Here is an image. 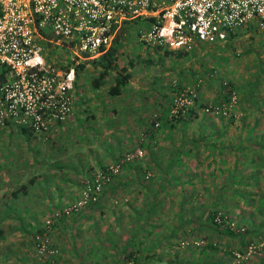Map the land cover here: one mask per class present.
<instances>
[{"label": "rangeland", "instance_id": "374dc122", "mask_svg": "<svg viewBox=\"0 0 264 264\" xmlns=\"http://www.w3.org/2000/svg\"><path fill=\"white\" fill-rule=\"evenodd\" d=\"M132 23H126L125 27H127V24L129 26L125 30V35L120 34L117 38L120 46L116 54V60L119 67L125 66L127 71L131 73L128 83L123 87L119 95L109 97L106 94V89L112 82V77L109 75L103 84H101L99 90H92L90 80L96 75V70L89 62L83 63L82 69L78 71V75L74 79L73 98H79L80 96L81 101H83L82 104L88 103L89 107L87 106V108L83 109V113H81L80 108L78 109V116L80 117V121L77 122L78 126L73 127L69 131L67 130L66 134L61 133L64 136L57 134L55 137H49L47 133L46 135L50 139L48 143L42 140L38 141L36 145V152L38 154H34V156L36 158V174L40 176L37 179L39 180L38 183H41L40 186L50 183L56 185V187H61V189L64 188L65 194H69L70 199H66L67 201H64V206L59 209L67 207L80 198L86 182L102 166H109L121 158L120 156L126 153H133L138 149V151H141L140 159H143V163L145 164L143 168L146 166L150 168L146 170V175H151L153 177L152 183H157L161 180L160 172L156 170L157 167L153 169L154 160L148 161V156L150 159V152L153 154L154 152L147 150L146 146L138 144L145 141L147 130L150 129L157 133V136H161L163 140L161 143L163 142L162 145L165 147L167 142H164L165 137L163 135L176 141L179 133H184L185 136H200L204 133L206 134L208 128L211 131L217 128L220 132H224L223 135L220 134L222 144H227L228 146L234 141L236 143L235 148H245L247 141L244 136L248 132L251 133L253 131L256 133L251 138V145L259 148L254 153V158L257 162L253 167H255L254 171L261 177V181L257 180V183H259L257 184L258 189L254 190L257 194L264 193V148L260 147L264 145V29H240L228 38L225 46L221 49L211 47L212 45L201 44L192 46L190 49L181 50L186 52L187 57L181 54L176 58V53H169L167 56H164L162 51H154V48L149 49L144 47L136 37V29L141 26V23L135 26ZM129 59L133 61L132 65H129ZM228 82L232 84L233 90L231 94L229 93L226 100L219 102L220 89L223 90ZM187 91L193 93V96H190V98L195 99L193 103H203L205 106H216L217 102L221 103L222 105H217L220 107V111H204L203 108L205 106H203L198 111L197 118L190 121L184 129L180 130L181 132H174L168 135L165 129L158 128L155 123L159 122V125L165 122L163 120L166 119H162V117L166 112V118L170 117L172 112L168 113V111L174 98L180 93H183V97L187 95L189 97ZM232 97L233 102L229 105ZM76 101L80 100L77 99ZM230 115L232 116V123H228ZM151 123H153V126ZM57 130L59 129H55V131ZM199 144L201 143L195 142L192 144L193 149L191 153L193 159H189L190 161L187 163L190 166L189 170L185 173L180 170L179 172H175L174 179L169 178L168 181L178 182L175 179L176 176L183 173L181 180L186 182L191 180L194 184L192 188L202 183L203 180L206 182L201 185L207 188L210 186V183H214L215 185L216 182L214 180L218 177L215 172L212 174L215 164H212L211 161L213 160L215 163L216 157L221 160L227 159L226 165H228L229 169L240 167L239 163L245 161L243 160L245 158L242 156V150L237 152L227 150L225 153H215L216 149H211V152L208 153V151H201L205 150L204 148H198L199 150H197L196 147ZM227 146L225 145V147ZM193 151H196V153ZM211 153L215 155H211ZM115 155L116 157H114ZM196 155L199 156L197 157L198 159ZM1 158L2 150L0 145V163L2 161ZM236 158H239L237 159V165H235ZM163 163L164 160L161 161V164ZM126 166L122 168L120 166L119 172L113 175V180L120 177V181L130 179L134 184L136 176L134 173H132L133 175H125L127 171V168L125 169ZM123 170L125 172L121 174L124 173L125 177L122 178L119 173ZM209 174L214 176L213 179L209 178ZM243 176L244 173L240 175V177ZM22 179L26 180V172H24ZM197 188L200 189V186H197ZM127 189L128 185H126V189L122 192V198H120V195H116L120 198L119 201H114L115 197L110 198L107 201V207L104 212L98 214L97 206L93 208L96 210L94 214L92 213L94 215L92 219L96 224L94 223L91 229V224L93 223L91 222L90 224L89 222L88 225H91L89 226L91 230L86 234L82 233L80 235V239H86L83 240V246H86V242H90V245L97 242L94 232L96 226L98 227V225L103 224L108 229L113 226V223L110 222L109 211L118 210V213L122 215L118 220L120 222L118 229H121V234L118 235L117 232L111 231L112 237L114 236V251L118 250L119 242H124L128 239V232L132 231V228L134 229L133 226H136L137 234H142L141 231L143 229L144 232L147 231L144 241H151L155 244L152 248L153 252H149L154 255L149 260L150 264H188L190 260H196L197 257L201 256L198 253L195 254L197 251L193 250V247L195 246L197 247L196 250H199V246H202L204 241L208 240L207 237L210 231L204 227L200 228L199 235L188 232L190 234L183 237V234L178 229L191 228L195 224L184 221L181 223L184 211H178L179 203L183 201L181 197H178L179 194L173 195V199H171L169 205L161 206L163 207L161 210L160 208L155 209L152 215L148 216L147 213L149 212L143 210L147 206L148 199L144 195L140 196L139 194L144 191L138 187L134 189V186L130 189L131 193ZM202 191V189L198 190V193ZM153 192L152 190L151 193ZM259 205L264 206V201H262V204L259 203ZM83 206L79 208L77 213L72 212L71 216L75 217L84 212L86 207L84 208ZM179 212L180 214H178ZM251 212L253 213L252 219L258 225L261 221L260 216L258 219L255 209H252ZM247 215L243 214L244 217ZM48 216L49 214L43 216L40 223L38 222L37 229L43 227L44 220ZM36 217L40 219L38 211L35 216L25 215L19 218L24 219L23 223H28L26 225L28 228L32 223L36 225ZM69 217L70 215L67 216V218ZM67 218L65 217L64 219ZM142 220L143 222H141ZM229 224L232 228L231 223ZM53 225H51L46 233L48 244L54 246V251H57V247L52 242L50 236ZM239 225L241 226L240 223ZM85 227L87 226H84L83 229ZM171 230L174 232L173 237L169 236ZM17 233H19L16 236L17 240L22 238L31 243L32 255L36 261L45 264L46 259H50V256L43 257L37 253L34 243V236L36 234L34 232L31 233L27 230V232L17 231ZM16 234H12L10 238ZM238 235L230 236L226 233H219L216 238L221 246V251H227L229 248L230 250L241 249L242 244L239 239L240 235ZM166 236H169V246L165 245ZM99 237L100 239L97 243L103 248L100 243L106 241L107 235L105 233ZM260 237L261 235L255 238L257 240L264 239V236ZM194 242L196 243L194 244ZM106 244L104 245L106 246ZM112 253L109 252L111 256ZM119 258L122 259V256H119ZM198 258V262L201 261V258ZM105 259L107 260L106 252ZM204 259L205 262H208L207 258ZM125 261L128 264H134L128 262L127 259ZM198 262L195 263L198 264ZM244 264H264V257L262 255L253 256Z\"/></svg>", "mask_w": 264, "mask_h": 264}, {"label": "built area", "instance_id": "2783aa9c", "mask_svg": "<svg viewBox=\"0 0 264 264\" xmlns=\"http://www.w3.org/2000/svg\"><path fill=\"white\" fill-rule=\"evenodd\" d=\"M133 21L142 23L136 37L150 49L223 46L240 29H264V0H0V128L25 126L46 134L65 121L73 108L76 66L103 53L121 27ZM187 92L189 97L174 98L170 117L191 106L193 93ZM203 110L219 112L220 107ZM138 150L96 171L78 200L49 213L44 231L34 236L39 256L55 252L47 246L52 222L94 201L123 161L140 156ZM259 255L264 257V239L232 250L228 264Z\"/></svg>", "mask_w": 264, "mask_h": 264}, {"label": "trees", "instance_id": "16d2710c", "mask_svg": "<svg viewBox=\"0 0 264 264\" xmlns=\"http://www.w3.org/2000/svg\"><path fill=\"white\" fill-rule=\"evenodd\" d=\"M138 23H141L140 21H133V25H138ZM142 24V23H141ZM122 35L121 30L118 31V33L114 36L110 46L103 52L101 53L99 56L89 59L87 60V62L90 63V65H92V67L96 70V75L90 80V87L92 90H99L101 84H103V82L106 80L107 76H111L112 77V82L110 83V85L107 87L106 89V94L109 95V97L111 96H117L120 94L121 90L123 89V87L128 83L129 78L131 77V73L129 71H127L125 66H120L118 65L117 61H116V54L118 52V48H119V44H117L118 41V37L119 35ZM226 44V43H225ZM225 44L223 46H219L217 44H212L211 47H217V48H223L225 46ZM199 45V44H197ZM195 45V46H197ZM201 45V44H200ZM154 51H162L164 56H167L169 53H176V58H178L181 54L186 55V52L181 51V50H167V49H162L160 47H155ZM160 57V56H159ZM187 57V55L185 56ZM81 62L80 64H78L75 68V78L78 75V71L80 69H82L83 67V63ZM129 65L133 64V61L131 59L128 60ZM74 84H75V80L73 83V93H74ZM233 88H232V84H230L229 82L226 83V85L224 86V89L221 90L220 89V101L221 100H226L229 96V93L231 94ZM194 98L192 99V106L188 107L183 113L178 112V114H176V116H171L167 119L166 118V113L164 114V116L162 117L165 118L166 120H163L165 122H162L158 125V128L161 127L163 129H165L167 131L166 134L170 135L172 133H177L180 130L184 129V127L187 126V124L190 123V121L195 120V118H197L198 116V111L201 110V108L203 106H205V104L203 103H193L194 102ZM217 102L216 105H222L221 103ZM159 123V122H158ZM228 123H232V116L230 115V118L228 119ZM153 126V123H151ZM179 128V129H178ZM178 129V130H177ZM31 131V129H30ZM49 131V129H48ZM181 132V131H180ZM217 132V133H216ZM48 133V132H47ZM46 133V134H47ZM147 138H149L148 143H138L140 146H145L144 144H146L147 148L150 149L152 152H154V154L156 153V151L160 150V151H167V146H157V148L155 147L157 145L156 141L158 140L157 138V133H155L152 130H147ZM43 136V139L47 138V135ZM181 137L177 138L179 139V143L181 146L182 143V136L184 135V133H179ZM212 135L213 137H220L221 135L224 134L223 131H219V129L215 128L214 131H211L209 128L207 129L206 134H202V135ZM221 134V135H220ZM254 135H256L255 132H251L247 135H245V140L247 141V144L245 145V148H235L234 146L236 145V143L234 141H232V143L230 145H228L227 147H225L224 144H222V141L220 143H218L215 147L214 145H212V143L206 142L203 145V148L205 150H207L208 148L211 149H216L217 152H222L225 151L227 152V150L231 151L233 150L234 152L237 151H241L243 152V155L245 159V161H243L242 163H239L240 166L242 167V171L244 173L243 178H245V180L243 182H239L234 180L236 177L239 178L240 171H237L238 168L234 167L233 170H228V178L230 180V182H233L234 184H229V183H225V184H221V185H215L210 184V188L209 186L207 188H202V192L198 193L196 190H194L195 188H192V184H191V180L187 181L188 185L186 187H182L181 190L177 189V188H168L166 190H162L161 187L164 184H172L173 181L169 180V178H171L172 180L174 179L175 176V171H179L177 164L183 165V161L182 158L180 157L182 152H188L191 150V148H185L182 145V149L180 148V146L175 145V140L171 139L169 137L168 138V143L171 146V150L174 149L173 151H169L170 153H167L168 155L164 156V163H163V171L164 173L160 174L161 176V180L160 182H162V184L160 183L159 187L156 189L155 192H153L150 196V194H148V201H147V206L143 208L144 211L149 212L147 213L148 216L152 215V212L155 211V209H163V205H169V203L171 202L172 197H170L172 194L175 193V191H177L179 194H181L183 196V201L180 202V206L178 208V211H184L183 213V217L181 219V223L184 222H189L191 224H195L193 227L188 228H182V229H178L180 233L183 234L184 236L189 235L190 233H196L199 235L200 232V228H204L206 227L210 232H209V236L207 237L208 240L204 241V243L202 244V246H199V250H196L197 247H193V250L197 251L195 254L198 253V255H201L199 258H201V261L198 262L197 258L196 260L192 259L190 260V262L188 264H197L195 262H198V264H228L229 260H230V256H231V252L233 249L230 250V248L227 251H221V246L219 244V242L217 241L216 236L219 235V233H226L229 234L230 236H234V235H240L239 239H240V243L242 245H244L245 243L250 242L251 240H257L255 237L260 236L263 237L264 236V206L263 205H259V203L262 204V200L258 199V201H256V199L254 197H250L252 196V194H255L256 191L254 189L257 188V180L259 178V174H257V172H255V167L254 164L257 162V160L254 158V153L257 151V147H254L251 145L252 141L251 138L254 137ZM46 136V137H45ZM176 139V140H177ZM244 140V139H243ZM234 142V143H233ZM186 144H194L193 141L189 140ZM210 144V145H209ZM185 145V144H184ZM160 147V148H159ZM262 148H264L263 146H260ZM211 155H215L212 154ZM221 155V154H220ZM123 156V155H122ZM120 156V157H122ZM140 157H133L132 159L128 160V161H123L120 166L121 168L124 167L125 165H129L128 167L132 169L135 177V182L137 185L141 186V187H148L149 184L152 183L153 181V177L147 176L146 173L149 168V166H146L143 168V166L145 165L143 163V159H140ZM218 159V158H217ZM236 158L235 159V165H237L238 161ZM145 160V159H144ZM150 160H154V164H153V169L158 167L157 164H161L160 159L156 158L155 155H151L150 154ZM222 166H226V160L223 159L221 160ZM212 164H215L214 161H211ZM185 164V163H184ZM135 165H137L135 167ZM162 165V164H161ZM106 168V166H102V169ZM143 168V169H142ZM257 170V169H256ZM181 171V170H180ZM1 172V169H0ZM120 174V173H119ZM39 174H36V180L38 178H40V176H38ZM183 176V173H180L179 176H176V180L177 181H182L181 177ZM117 177V175H116ZM213 179V175L209 174V178ZM113 176H111L110 179L105 180V182L103 183L100 191L98 192V194H96V198L94 201H89L87 204H85L83 207L85 209H92L96 206H102V199L105 198L104 194H107V191L109 193L113 192V189L111 187H109V189L107 188V186L112 182L113 180ZM32 177H31V181H32ZM36 182H39V180H37ZM190 183V184H189ZM41 184V183H40ZM234 186V187H233ZM241 186H245L246 189H242ZM212 187V188H211ZM248 188V189H247ZM17 189H25L24 185H20ZM16 189V190H17ZM250 189V190H249ZM14 191L18 192V191ZM165 191L168 193V199L166 198V193ZM146 193H148V191H145ZM160 194H163L160 198ZM243 195L245 198L242 199V203H239V201L236 198L237 195ZM116 192L115 195L111 196V198H114V201L116 200H120V198H122V194H120V198L118 196H116ZM165 198V200H164ZM253 200H252V199ZM167 200V201H166ZM166 201V202H163ZM1 203V200H0ZM258 203V204H256ZM258 206H256V205ZM111 205V204H110ZM54 209H59L58 207H52V210ZM252 209H255L256 214H258V219L260 216L261 221L259 222V224L257 225V223L255 222L254 219H252V215L253 213L251 212ZM78 210L74 213H77ZM180 212L178 214H180ZM248 214L246 217L243 216V214ZM73 214V213H71ZM70 214V216H71ZM198 217V218H197ZM6 218V217H3ZM3 218H0V221L3 220ZM65 217H62L60 219H64ZM67 218V216H66ZM197 220H196V219ZM59 219V220H60ZM59 220H55V221H59ZM144 220V219H143ZM143 220L141 222H143ZM53 221L52 224L55 222ZM232 228L230 227V224ZM238 223V224H237ZM239 223L241 224V226L239 225ZM149 225H151L148 222ZM223 225V226H222ZM134 229L132 228L131 230V237H129L127 240H125L124 242H119L118 243V249L120 251L119 255L122 256V259L119 260V264H128L125 259L128 260V262H132L134 264H150L149 260H151L153 258V254L149 253V252H153V246H155L154 243H152L151 241H144L145 239V234L147 231L144 232V229L142 232V234H137L136 231L137 229L136 226H133ZM33 228V229H31ZM29 232L31 233H37V234H41L42 231H44V228L41 227L39 229H36L35 227H31ZM1 232V231H0ZM190 232V233H188ZM173 231L171 230L169 232V236L173 237ZM177 233V232H176ZM136 235V236H135ZM238 235V236H239ZM263 235V236H262ZM169 236H166V244L167 246H169L168 244V239ZM260 237V238H261ZM264 238V237H263ZM106 241H108V238L106 239ZM155 242V241H154ZM110 243V242H109ZM156 243V242H155ZM175 243V241H174ZM176 244V243H175ZM48 248L51 249H55L54 246L47 244ZM146 249H148L146 251ZM57 252V251H55ZM54 252V254H55ZM52 254L50 256V258L54 255ZM149 254V255H148ZM123 257H125V259H123ZM208 259V262H205L204 258ZM198 258V259H199ZM203 258V259H202ZM44 263H49V260L46 259V261ZM244 264V263H242Z\"/></svg>", "mask_w": 264, "mask_h": 264}, {"label": "crops", "instance_id": "0c3cea01", "mask_svg": "<svg viewBox=\"0 0 264 264\" xmlns=\"http://www.w3.org/2000/svg\"><path fill=\"white\" fill-rule=\"evenodd\" d=\"M123 25L121 27V32L122 35H125V30H127V27L129 26L127 24V27ZM119 41H117L118 44ZM120 46V43H119ZM150 49V48H149ZM117 61V60H116ZM84 62V61H83ZM78 96V95H77ZM76 96V97H77ZM80 101H76V100ZM83 101H81V97L75 98L73 101V108L71 115L68 117L66 121L63 123H55L51 125L48 131V136L52 137L55 135H63L66 134V131L71 130L73 127L78 126V123L80 121V117L78 116V109H81V113H83V109L89 107L88 103L82 104ZM55 129H59L55 131ZM63 133V134H61ZM45 134L42 133H34L33 131H30L28 127L25 126H12L9 124H6L0 128V145H1V150H2V158H1V163H0V218H3V220L0 221V264H41L40 262L36 261V259L32 255V246L31 243L27 240H24L22 238H19L17 240L16 236L19 235V233L16 234V232H22L27 230H30L31 227H35L36 229L38 228V222L40 223L41 219L43 216L48 215L52 211V207H62L64 206V201L67 199H70L69 194H65V189L61 187H56V185L53 184H43L40 186L38 182H36V158L34 154H38L36 152V145L38 144V141L42 140L46 143L50 141L48 137L43 140V136ZM64 136V135H63ZM146 136V135H145ZM165 137V143L168 141V138ZM158 140L156 141L157 145L155 146H161L163 142L161 143L162 137L157 136ZM181 137L180 134H178V138ZM183 140L181 143V146L179 143V139L176 140L175 145L178 144L180 148L182 149V145L184 146V149L186 148H191L190 151L188 152H182L180 157L182 160H184L183 165L178 166L179 170L183 171V173L187 172L189 170V159H193L192 157V145L186 144L189 140L198 143L199 144L196 148H203L204 143L209 142L214 145V147L220 143L221 137H213L212 135H196V136H182ZM245 138V137H244ZM152 140V139H151ZM149 138H145L144 143H148ZM185 144V145H184ZM146 146V144H144ZM168 142L166 144L168 151H156L155 154L151 153L150 154L153 156L155 155L156 158L160 159V162L164 160V156L168 155L167 153H170L169 151L171 150V146ZM210 145V144H209ZM227 146V144H225ZM147 147V146H146ZM160 148V147H159ZM205 148V147H204ZM147 150H150L147 148ZM172 149L171 151H173ZM196 150V151H197ZM196 151H193L196 153ZM202 152L208 151L211 152V148H208L207 150H201ZM200 151V152H201ZM119 152V151H118ZM215 153H218L215 151ZM221 153H225V151H222ZM21 154V157H20ZM116 157V155L114 156ZM199 157L196 155V158ZM195 158V159H196ZM194 159V161H195ZM198 159V158H197ZM216 162L215 165L213 166L212 169V174L215 172L218 177L216 180H214L216 183L215 185H221L225 183L229 184H234L233 182H230L227 174L229 173L228 170H233L229 169L226 166H222V161L220 158L217 159L215 158ZM214 159V160H215ZM146 160V159H145ZM148 161H150L149 156H148ZM221 161V162H220ZM227 161V159H226ZM157 171L160 172V174L164 173L163 171V164H157ZM192 165V164H190ZM129 166V165H128ZM128 166L125 167L126 174L125 175H133V171L131 168ZM137 165H135L136 167ZM238 170L240 171L239 174L241 175L243 172L242 167H237ZM262 170V169H261ZM129 171V172H128ZM26 172V180L22 179V176ZM122 172H125L124 170L120 172V176L123 178L125 177L124 173L121 174ZM177 172V171H175ZM179 172V171H178ZM31 177L33 178L31 181ZM211 178V177H210ZM243 177L235 178L234 180L243 182L245 178L240 179ZM120 177H117L115 180H113L107 188L111 187L113 189V192L109 193L107 191V194L105 195V198L102 199V206H97V211L98 214L104 212V210L107 207V201L110 200L111 196L116 194L120 195L122 192L126 189V185H128L127 191L131 193V190L134 186V189H141L144 192H140V196L144 195L146 199L151 196V191L153 190L154 192L156 189L160 186L159 184L162 182H157V183H151L148 185V187H141L137 185L136 183L133 184V182L128 179L124 181H120ZM212 179V178H211ZM260 179V177L258 178ZM259 182L261 181L258 180ZM206 181H202V183L197 184V186H200V189L194 187L197 192L198 190H201L202 188L204 189L205 187L201 184L205 183ZM210 182V181H209ZM188 182L186 181H178L176 183L172 182V184H164L161 189L166 190L168 188H177L180 189L183 187H187ZM190 184V183H189ZM191 184L193 182L191 181ZM212 184V183H210ZM259 184V183H258ZM20 185H24L25 189H17ZM214 185V186H215ZM136 186V187H135ZM213 187V184H212ZM211 187V188H212ZM216 187V186H215ZM234 187V186H233ZM210 188V186H209ZM242 189H246L245 186H241ZM17 189V190H16ZM248 189V188H247ZM258 189V188H257ZM256 189V190H257ZM262 189V188H261ZM18 191L15 192L14 191ZM148 191L146 193L145 191ZM250 190V189H249ZM126 191V192H127ZM133 193V192H132ZM151 193V194H150ZM167 193V192H165ZM150 194V196H148ZM179 194L177 191H175L174 194H172L170 197L173 199V195ZM163 194H160L159 197H161ZM168 193L166 194V196ZM68 196V197H66ZM178 197H181L182 200L184 199L181 194L178 195ZM255 199H260L264 201V193L261 192L260 194H252V196ZM245 197L241 195H237L235 199L239 201V203H242V199ZM66 200V201H67ZM110 204V203H108ZM34 210V211H33ZM41 210V211H40ZM96 209H86L84 212L80 213L79 215L72 217L70 216L67 219H60L59 221H56L53 223L52 230L50 232L51 240L54 243V245L57 247V253L56 255L52 256L49 261V263L45 264H119V249L117 251L113 250V243H114V236L112 237L111 233L112 232H117L118 235L121 233V229L119 228V223L118 220L120 217H122L121 214L118 213V210H112L109 211V217L110 222L113 223V226L108 229L106 228V225H98L96 226L94 232L96 241L98 242L100 239V235H103L106 233L107 238L109 239L107 242L103 241V243H100L103 248L99 246V244L96 242L95 244H89L86 242V246H83V240H86L85 238L82 240L80 239V235L82 233L86 234L88 233L89 230H91L94 226V221L92 218H94L93 214ZM36 211V214H35ZM37 211L40 213V219L36 217V225L35 223H32L31 226L26 227L28 223L24 222L22 218H19L20 216H35L37 215ZM93 213V214H92ZM116 215V216H115ZM118 218V219H117ZM91 222L93 224L88 225V223ZM11 224V225H10ZM96 224V223H95ZM84 226H87L84 228ZM91 226V229L90 227ZM122 228V227H121ZM33 229V228H31ZM112 231V232H111ZM131 232V231H130ZM128 232V238L131 237V233ZM13 235L11 238L10 236ZM115 235V234H114ZM78 236V237H76ZM80 237V238H79ZM16 240H15V239ZM75 239V241H74ZM78 239V241H77ZM110 242V243H109ZM92 243V242H91ZM105 243L106 246L104 245ZM108 251V252H107ZM105 252L107 255V260L105 259ZM112 253V256L109 254ZM89 255V256H88ZM91 257V258H89ZM112 257L111 259H108Z\"/></svg>", "mask_w": 264, "mask_h": 264}]
</instances>
